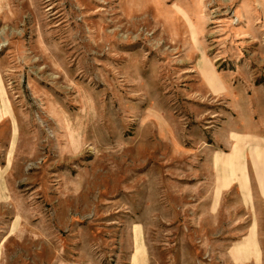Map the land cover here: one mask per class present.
Returning <instances> with one entry per match:
<instances>
[{"label": "rangeland", "instance_id": "374dc122", "mask_svg": "<svg viewBox=\"0 0 264 264\" xmlns=\"http://www.w3.org/2000/svg\"><path fill=\"white\" fill-rule=\"evenodd\" d=\"M4 104L0 264H264V0H0Z\"/></svg>", "mask_w": 264, "mask_h": 264}, {"label": "crops", "instance_id": "0c3cea01", "mask_svg": "<svg viewBox=\"0 0 264 264\" xmlns=\"http://www.w3.org/2000/svg\"><path fill=\"white\" fill-rule=\"evenodd\" d=\"M1 94H2V92H1ZM1 111L3 113H5L7 111L5 104L3 105V109L2 110L0 109V113H1ZM224 153H226V152H224ZM247 153H248V151H247ZM243 159L245 160L246 157H244ZM248 161H249V159H248ZM133 231H134L133 240L135 242V251L132 255V259L130 260L129 264H146L145 246L141 240L140 226H135Z\"/></svg>", "mask_w": 264, "mask_h": 264}, {"label": "bare ground", "instance_id": "6f19581e", "mask_svg": "<svg viewBox=\"0 0 264 264\" xmlns=\"http://www.w3.org/2000/svg\"><path fill=\"white\" fill-rule=\"evenodd\" d=\"M213 84H214V83H213ZM248 139H249V138H248ZM248 141H249V140H248ZM251 145H252V144H251ZM253 148H254V147H253ZM256 152H257V151H256ZM242 246H243V245H242ZM245 250H246V249H245ZM245 250H244V251H245ZM246 252H247V251H246Z\"/></svg>", "mask_w": 264, "mask_h": 264}]
</instances>
